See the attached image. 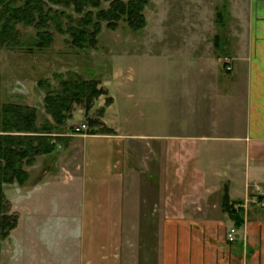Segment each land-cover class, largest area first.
<instances>
[{
    "label": "crops",
    "instance_id": "crops-1",
    "mask_svg": "<svg viewBox=\"0 0 264 264\" xmlns=\"http://www.w3.org/2000/svg\"><path fill=\"white\" fill-rule=\"evenodd\" d=\"M230 64V71H199L209 81L200 82L205 90L181 118L182 130L122 131L112 94L103 120L115 132L65 135L64 149L38 155L30 174L42 156L48 162L32 187L52 185L58 207L32 195L31 261L126 264V222L141 174L145 186L162 189L160 210L152 212L162 216L152 248L157 264H264V0H249ZM175 109L179 116L182 106ZM53 209V219H36ZM231 227L238 229L235 241L227 238ZM39 234L46 235L41 252Z\"/></svg>",
    "mask_w": 264,
    "mask_h": 264
},
{
    "label": "rangeland",
    "instance_id": "rangeland-1",
    "mask_svg": "<svg viewBox=\"0 0 264 264\" xmlns=\"http://www.w3.org/2000/svg\"><path fill=\"white\" fill-rule=\"evenodd\" d=\"M44 1L46 13L51 8L62 13L63 30L50 21L54 41L48 47L39 48L28 44L36 37V27L19 22L16 29L20 32L22 46L0 44V110L5 103L35 106L38 126L45 125V134L49 130L48 134L63 138L80 134L73 131L82 123L97 131L109 127L103 119L107 106L111 104L107 99L113 98L112 94L117 97L115 108L119 113L116 120L122 131L156 133L184 129L180 128L181 118H187L192 111L189 106L201 100L200 92L205 89L200 82L204 79L209 81L208 74L204 76L199 71H215L219 66L230 71L227 68L231 65L227 64L237 56L243 41L249 2L150 0L144 8L146 24L143 27L134 29L122 19L116 28H110L103 21L96 46L82 49L72 44L71 36L66 32L70 18L77 23L82 14L73 7ZM22 3L23 0H17L16 4ZM104 5L108 6V2ZM36 18H39L38 14ZM81 78L98 79V86L106 90L105 93L94 100L90 109L86 108L85 102H73L70 117L63 124L56 123L45 107L47 93L62 92L66 81ZM210 95L204 92V104L211 103ZM177 106H182L179 116L175 115ZM158 109L161 116L157 114ZM152 110L154 116H151ZM90 119L97 122L96 126H92ZM68 143L69 139H62L56 148L64 149ZM43 157L40 158L41 166L31 171L24 184L14 182L5 185L10 210L17 213L18 223L2 240L0 264H36L31 261L30 254L32 223L29 207L36 201L31 197L37 194L38 199L47 200L50 207H58L52 185L44 183L45 186L38 185L37 190L32 187L41 174L42 166L48 162V156ZM24 167L28 173L32 169L31 165L25 164ZM138 180L132 198L133 212L128 213L130 219L126 222V264H157V253L152 248L159 243L155 234L162 226V216H153L152 212L158 210L162 189L159 185L145 186V177L141 174ZM51 212L44 216L36 214V219L45 223V220L55 217L54 209ZM52 237L50 244L54 252L56 235ZM42 239H46V235L41 237L39 234L35 240L40 252ZM53 264L62 263L58 260Z\"/></svg>",
    "mask_w": 264,
    "mask_h": 264
},
{
    "label": "trees",
    "instance_id": "trees-1",
    "mask_svg": "<svg viewBox=\"0 0 264 264\" xmlns=\"http://www.w3.org/2000/svg\"><path fill=\"white\" fill-rule=\"evenodd\" d=\"M0 0L2 13L0 14V44L8 46H22L20 32L16 29L19 22L33 24L36 37L31 46L45 48L54 41L50 21L62 31V13L58 9L45 12L44 0H23L17 5V0ZM55 5L73 7L81 13L77 23L71 21L66 32L71 36L73 45L79 48L94 47L98 41V34L102 22L107 26L116 28L119 21L124 19L134 29L146 24L144 8L150 0H50ZM108 2V6L104 3ZM53 15H49L50 13ZM39 18H36V15ZM98 79H73L65 82L62 92H48L45 97V107L58 124H63L70 117L73 102L84 103L90 109L101 94L106 90L99 87ZM108 97L107 103L112 102ZM104 109V108H103ZM37 108L23 103H5L0 110V249L2 240L7 237L12 229L17 226L18 215L11 212L10 204L5 195V185L18 182L24 184L28 178L24 165H33L38 155L52 152L63 137L48 134L50 131L37 124ZM70 114V115H69ZM92 126L96 121L91 120ZM50 127V126H49ZM48 127V128H49ZM89 128L90 133H113L111 127L101 131Z\"/></svg>",
    "mask_w": 264,
    "mask_h": 264
},
{
    "label": "built area",
    "instance_id": "built-area-1",
    "mask_svg": "<svg viewBox=\"0 0 264 264\" xmlns=\"http://www.w3.org/2000/svg\"><path fill=\"white\" fill-rule=\"evenodd\" d=\"M231 68L232 66H228V69H231ZM86 130H88L87 124L82 123L80 126L75 127V130L73 132L82 133V132H87ZM227 238L229 241H235L237 239V228L236 227L230 228L227 234Z\"/></svg>",
    "mask_w": 264,
    "mask_h": 264
}]
</instances>
